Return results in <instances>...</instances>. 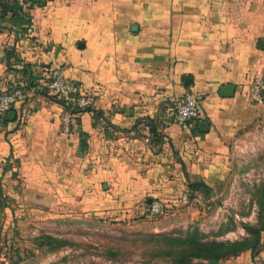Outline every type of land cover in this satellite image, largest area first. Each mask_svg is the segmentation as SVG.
Wrapping results in <instances>:
<instances>
[{"label": "crops", "instance_id": "crops-1", "mask_svg": "<svg viewBox=\"0 0 264 264\" xmlns=\"http://www.w3.org/2000/svg\"><path fill=\"white\" fill-rule=\"evenodd\" d=\"M52 68L92 93L67 133ZM263 69L264 0H0V91L23 88L30 109L25 122L19 104L0 119V198L86 216L141 213L151 200L188 213L182 194H203L189 183H205L213 198L238 175L241 143L264 116L248 100ZM189 91L202 97L181 128L172 113ZM144 123L155 128L148 144ZM209 208L193 224L202 232L225 225L224 210ZM246 236L238 223L217 240Z\"/></svg>", "mask_w": 264, "mask_h": 264}, {"label": "rangeland", "instance_id": "rangeland-1", "mask_svg": "<svg viewBox=\"0 0 264 264\" xmlns=\"http://www.w3.org/2000/svg\"><path fill=\"white\" fill-rule=\"evenodd\" d=\"M245 141L241 143L238 175L216 197L199 194L203 202L188 203V213L165 211L150 216L144 209L127 216H86L42 210L37 208L41 202H31L32 207L21 197L0 198V264H174L168 255L173 242L166 237L183 238L187 231L197 229L206 240H217L235 224L264 222V210L259 208L255 195L264 185V116ZM209 206L224 210L221 222L225 225L202 232L193 224L200 212L210 210ZM186 216L190 226L179 228L177 225L186 221ZM43 234L68 244L55 249L35 246L33 239ZM16 248L22 259L18 263H14Z\"/></svg>", "mask_w": 264, "mask_h": 264}, {"label": "built area", "instance_id": "built-area-1", "mask_svg": "<svg viewBox=\"0 0 264 264\" xmlns=\"http://www.w3.org/2000/svg\"><path fill=\"white\" fill-rule=\"evenodd\" d=\"M48 72V88L64 104L59 120L61 130L67 133L73 111L86 109L89 106L92 93L90 89L84 87L81 83L66 79L60 68H52ZM201 97V94L197 91L185 93L175 103L172 121L181 128L188 127L191 121L197 118V108ZM25 98L26 95L21 87L0 91V119L12 105L19 104L21 121L25 122L30 114V109ZM248 100L251 103L264 105V69L251 82ZM139 133L147 144L150 143L152 132L149 124H142ZM181 201L183 203L192 201L200 204L203 202V199L198 195L189 196L187 193H184L181 196ZM146 211L150 216H158L166 210L161 202L152 200L147 205ZM256 264H264V258H258Z\"/></svg>", "mask_w": 264, "mask_h": 264}, {"label": "trees", "instance_id": "trees-1", "mask_svg": "<svg viewBox=\"0 0 264 264\" xmlns=\"http://www.w3.org/2000/svg\"><path fill=\"white\" fill-rule=\"evenodd\" d=\"M79 111L81 110H74L73 114ZM151 132L154 134V126H151ZM188 187L192 190L200 189L205 197H208L209 187L205 183L191 182L188 184ZM255 195L259 208L264 210V185ZM157 201L163 204L166 211L170 208L162 201ZM149 203H146V207ZM240 225L247 233V236L235 241L206 240L205 236L197 231V229L187 231L183 238L166 237L165 239L170 243L173 242L174 246L168 250V255L171 257L174 264H208L207 261L209 260H225L235 257L245 251L250 252L252 256L258 253L264 256V245L262 243L264 222L260 220L256 224L241 222ZM33 244L38 247L48 246L51 249H55L68 243L64 239L49 234H43L35 237L33 239ZM17 248L15 249L17 259L14 263H18L22 260L19 249Z\"/></svg>", "mask_w": 264, "mask_h": 264}, {"label": "water", "instance_id": "water-1", "mask_svg": "<svg viewBox=\"0 0 264 264\" xmlns=\"http://www.w3.org/2000/svg\"><path fill=\"white\" fill-rule=\"evenodd\" d=\"M259 43H262V41H260ZM232 88H233L232 85H224L221 87L220 93H223L224 95H228L231 92ZM199 124L202 126L206 125V123H204L203 121H201Z\"/></svg>", "mask_w": 264, "mask_h": 264}]
</instances>
